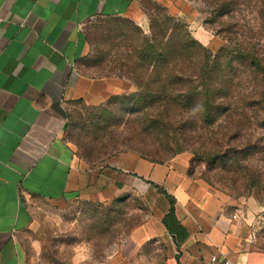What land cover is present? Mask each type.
I'll return each instance as SVG.
<instances>
[{"label": "crops", "instance_id": "1", "mask_svg": "<svg viewBox=\"0 0 264 264\" xmlns=\"http://www.w3.org/2000/svg\"><path fill=\"white\" fill-rule=\"evenodd\" d=\"M137 1L0 0V264H24L18 236L32 221L30 199L96 191L92 164L65 139L67 106L101 104L133 87L77 71L89 50L83 25L91 18L128 16ZM138 162L143 178L177 199V217L189 232L181 264H207L213 254L264 264V249L230 217L226 198L194 181L187 161Z\"/></svg>", "mask_w": 264, "mask_h": 264}, {"label": "trees", "instance_id": "2", "mask_svg": "<svg viewBox=\"0 0 264 264\" xmlns=\"http://www.w3.org/2000/svg\"><path fill=\"white\" fill-rule=\"evenodd\" d=\"M201 1L210 13L207 23L226 41L216 51L195 39L186 21L166 14L152 20L149 33L125 36L108 50L82 58L96 69L95 75H84L117 77L133 89L87 111L83 136L76 138L78 156L96 164L122 146L162 164L189 150L216 171L219 181L249 196L258 187L264 189V56L253 37L239 34L232 21L239 5L248 8L254 0ZM120 137L124 142L119 143ZM194 137L202 141L198 146H190ZM143 179L169 203L162 224L181 264L180 247L189 232L177 217V199Z\"/></svg>", "mask_w": 264, "mask_h": 264}, {"label": "rangeland", "instance_id": "3", "mask_svg": "<svg viewBox=\"0 0 264 264\" xmlns=\"http://www.w3.org/2000/svg\"><path fill=\"white\" fill-rule=\"evenodd\" d=\"M238 10L237 19L232 21L237 24L236 30L243 37H253L252 41L258 44L256 48L264 56V14L260 13L264 3L254 0L248 8L239 5ZM166 14L186 21L193 37L205 47L216 51L225 45V39L207 23L210 13L201 0H138L128 16L87 20L83 25L89 45L86 55L99 49L108 50L125 36L149 33L152 20ZM223 20L231 22V19ZM87 63L81 58L77 71L95 75L96 69ZM98 105L73 101L67 106L65 139L75 148L77 156L76 138L83 136L87 111ZM122 130L123 126L119 132ZM120 142H124L122 137ZM199 142H202L199 137H194L190 146H198ZM119 150L89 165L97 173L95 192L78 193L56 201L37 198L28 201L32 221L18 236L24 264H177L178 250L161 222L168 201L139 173L138 161L142 157L122 146ZM173 160L187 161V172L192 170L189 176L194 181L224 196L228 201L226 210L233 221L246 236L254 239L257 247L264 249L262 187L256 188L255 194L241 196L228 182L219 181L216 171L197 160L192 151L176 154L162 164H173ZM83 170L90 173L88 169ZM205 178H210L212 185ZM236 187L241 188L238 184Z\"/></svg>", "mask_w": 264, "mask_h": 264}, {"label": "built area", "instance_id": "4", "mask_svg": "<svg viewBox=\"0 0 264 264\" xmlns=\"http://www.w3.org/2000/svg\"><path fill=\"white\" fill-rule=\"evenodd\" d=\"M252 238V237H250ZM207 264H242L238 261H235L227 256H222L219 254H213Z\"/></svg>", "mask_w": 264, "mask_h": 264}]
</instances>
